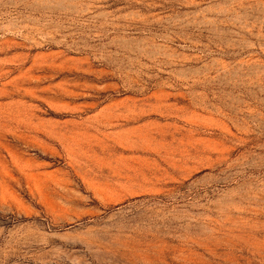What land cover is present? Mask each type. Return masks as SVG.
<instances>
[{
	"label": "rangeland",
	"instance_id": "1",
	"mask_svg": "<svg viewBox=\"0 0 264 264\" xmlns=\"http://www.w3.org/2000/svg\"><path fill=\"white\" fill-rule=\"evenodd\" d=\"M0 264H264V0H0Z\"/></svg>",
	"mask_w": 264,
	"mask_h": 264
}]
</instances>
